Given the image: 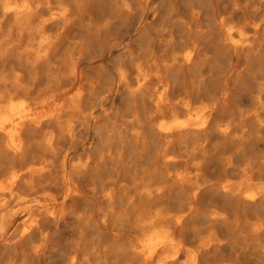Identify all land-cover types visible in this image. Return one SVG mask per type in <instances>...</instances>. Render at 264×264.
Returning a JSON list of instances; mask_svg holds the SVG:
<instances>
[{
    "label": "clouds",
    "instance_id": "9594fccd",
    "mask_svg": "<svg viewBox=\"0 0 264 264\" xmlns=\"http://www.w3.org/2000/svg\"><path fill=\"white\" fill-rule=\"evenodd\" d=\"M0 264H264V0H0Z\"/></svg>",
    "mask_w": 264,
    "mask_h": 264
}]
</instances>
